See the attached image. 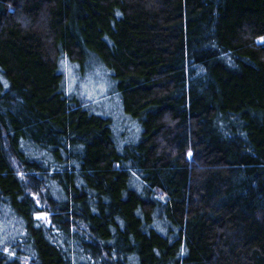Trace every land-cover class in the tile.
<instances>
[{
    "label": "trees",
    "instance_id": "16d2710c",
    "mask_svg": "<svg viewBox=\"0 0 264 264\" xmlns=\"http://www.w3.org/2000/svg\"><path fill=\"white\" fill-rule=\"evenodd\" d=\"M0 264H264V0H0Z\"/></svg>",
    "mask_w": 264,
    "mask_h": 264
},
{
    "label": "rangeland",
    "instance_id": "374dc122",
    "mask_svg": "<svg viewBox=\"0 0 264 264\" xmlns=\"http://www.w3.org/2000/svg\"><path fill=\"white\" fill-rule=\"evenodd\" d=\"M75 70L72 69L71 76H69V70L65 69V74L69 76V87L71 90H73L74 94H78L81 97H87L90 100L93 99L98 106H101L104 109V104L102 101H99L102 97L108 96L111 92V79H110V73L104 68L95 69L93 71H89L88 73H85L83 75H79V69L72 66ZM67 72V73H66ZM76 75L80 77L81 80L80 83L76 82ZM68 79V77H67ZM74 79V80H72ZM103 105H101V104ZM108 110V108L106 107ZM115 112V117L117 120H119V116H121V113L117 111ZM121 120L122 119L121 116Z\"/></svg>",
    "mask_w": 264,
    "mask_h": 264
}]
</instances>
